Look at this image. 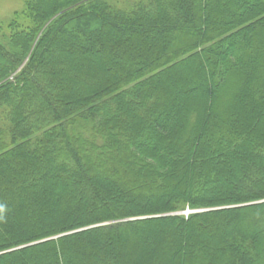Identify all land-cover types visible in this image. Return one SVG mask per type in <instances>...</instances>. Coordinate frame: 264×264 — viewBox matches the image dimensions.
<instances>
[{
    "label": "trees",
    "instance_id": "16d2710c",
    "mask_svg": "<svg viewBox=\"0 0 264 264\" xmlns=\"http://www.w3.org/2000/svg\"><path fill=\"white\" fill-rule=\"evenodd\" d=\"M0 264H264V0L0 20Z\"/></svg>",
    "mask_w": 264,
    "mask_h": 264
},
{
    "label": "rangeland",
    "instance_id": "374dc122",
    "mask_svg": "<svg viewBox=\"0 0 264 264\" xmlns=\"http://www.w3.org/2000/svg\"><path fill=\"white\" fill-rule=\"evenodd\" d=\"M23 4L24 0H0V20L6 21L9 19L14 12L20 11L23 8ZM190 212V210H185L176 214L187 215Z\"/></svg>",
    "mask_w": 264,
    "mask_h": 264
},
{
    "label": "water",
    "instance_id": "95a60500",
    "mask_svg": "<svg viewBox=\"0 0 264 264\" xmlns=\"http://www.w3.org/2000/svg\"><path fill=\"white\" fill-rule=\"evenodd\" d=\"M201 211V210H200ZM103 225H105V224H103Z\"/></svg>",
    "mask_w": 264,
    "mask_h": 264
}]
</instances>
